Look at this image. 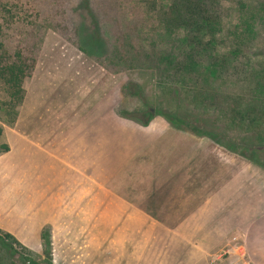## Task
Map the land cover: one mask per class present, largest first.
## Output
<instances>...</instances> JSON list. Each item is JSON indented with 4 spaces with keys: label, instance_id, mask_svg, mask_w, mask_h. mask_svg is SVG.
I'll return each instance as SVG.
<instances>
[{
    "label": "crops",
    "instance_id": "crops-1",
    "mask_svg": "<svg viewBox=\"0 0 264 264\" xmlns=\"http://www.w3.org/2000/svg\"><path fill=\"white\" fill-rule=\"evenodd\" d=\"M55 104L24 101L4 127L0 227L40 249L49 226L54 264H264V165L150 143L123 148L109 183L105 150L121 148H104L103 116Z\"/></svg>",
    "mask_w": 264,
    "mask_h": 264
},
{
    "label": "trees",
    "instance_id": "trees-1",
    "mask_svg": "<svg viewBox=\"0 0 264 264\" xmlns=\"http://www.w3.org/2000/svg\"><path fill=\"white\" fill-rule=\"evenodd\" d=\"M48 29L94 57L107 53L103 33H111L110 64L153 71L170 125L264 165V0H0V153L9 150L2 133L16 123ZM234 127L257 136L237 142L226 133ZM49 230L36 254L0 229V264H54Z\"/></svg>",
    "mask_w": 264,
    "mask_h": 264
},
{
    "label": "rangeland",
    "instance_id": "rangeland-1",
    "mask_svg": "<svg viewBox=\"0 0 264 264\" xmlns=\"http://www.w3.org/2000/svg\"><path fill=\"white\" fill-rule=\"evenodd\" d=\"M139 12L142 14V11ZM139 12L132 9L133 16L135 13L140 15ZM76 21L81 26L83 20L78 17ZM147 25L150 26V22H147ZM83 27L86 33L88 27ZM104 32L106 51L111 53L117 40L111 33ZM107 53H98V57L91 56L81 51L77 44L65 36L48 29L33 74L25 82L23 100L28 110L32 109L35 102H45L49 98L56 103V112L63 111L64 103L66 110L67 105L71 104L72 112L80 114L83 121H89L96 113L98 117L102 115L104 148H121L114 149L115 152L110 149L113 153L110 155L107 149L105 150V180H110L114 168L121 163L119 153L123 148H142L150 143L156 148L175 145H181L183 148H225L205 135L170 125L159 113L168 103L163 97L161 87L156 83L153 71L148 67L133 68L127 64L113 67ZM257 53L264 58V40L259 44ZM59 104L62 106H58ZM156 108L158 109L155 110ZM149 110L152 111V116L146 118L147 113L144 111ZM146 120L147 124L143 125L141 122ZM249 132L246 129L237 130L236 127L226 131L227 135L237 142L243 140L242 138L257 136L254 135L256 133ZM1 140L6 143L4 131ZM231 152L233 155H240ZM116 155L118 158L113 161L111 158L117 157ZM258 156L264 162V152H258ZM156 159L158 154L153 161ZM153 163L157 168L159 164ZM156 168L151 167V170L155 171ZM0 229L5 230L2 227ZM28 248L36 254H42L43 251V246L40 249Z\"/></svg>",
    "mask_w": 264,
    "mask_h": 264
}]
</instances>
